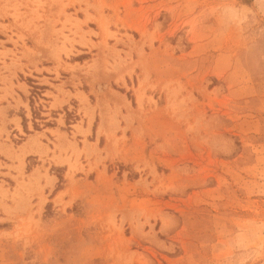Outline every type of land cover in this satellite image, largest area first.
Wrapping results in <instances>:
<instances>
[{
    "label": "rangeland",
    "instance_id": "obj_1",
    "mask_svg": "<svg viewBox=\"0 0 264 264\" xmlns=\"http://www.w3.org/2000/svg\"><path fill=\"white\" fill-rule=\"evenodd\" d=\"M0 88V264H264V0H0Z\"/></svg>",
    "mask_w": 264,
    "mask_h": 264
},
{
    "label": "crops",
    "instance_id": "obj_2",
    "mask_svg": "<svg viewBox=\"0 0 264 264\" xmlns=\"http://www.w3.org/2000/svg\"><path fill=\"white\" fill-rule=\"evenodd\" d=\"M3 78L8 80L9 76L3 75ZM11 81H12L13 85L15 86L12 78H11ZM18 85H21V84H18ZM20 88L22 90V87H20ZM14 93H15V91H14ZM14 101L16 102V99L14 97L11 98L9 91H5V89L0 88V109L1 110H3V111L9 110L13 106ZM19 124H20V122H19Z\"/></svg>",
    "mask_w": 264,
    "mask_h": 264
}]
</instances>
